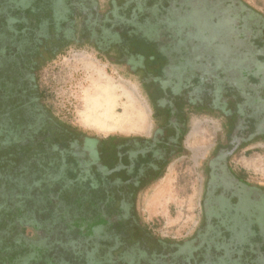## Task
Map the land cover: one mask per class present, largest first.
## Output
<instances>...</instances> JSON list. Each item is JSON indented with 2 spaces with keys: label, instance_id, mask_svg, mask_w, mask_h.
<instances>
[{
  "label": "flooded vegetation",
  "instance_id": "1",
  "mask_svg": "<svg viewBox=\"0 0 264 264\" xmlns=\"http://www.w3.org/2000/svg\"><path fill=\"white\" fill-rule=\"evenodd\" d=\"M238 1L203 7L223 34L229 18L214 12L223 3L246 38ZM157 2L0 0V264H264V187L231 162L264 143V117L245 110L264 111L241 94L231 107L224 51L193 43L195 6L182 19L186 36L176 23L143 24ZM86 45L140 77L156 120L150 135L90 137L49 105L42 72ZM204 112L225 118L228 136L206 165L201 223L184 240L157 237L137 212L139 194L185 153L190 118ZM237 127L251 134L235 140Z\"/></svg>",
  "mask_w": 264,
  "mask_h": 264
},
{
  "label": "rangeland",
  "instance_id": "2",
  "mask_svg": "<svg viewBox=\"0 0 264 264\" xmlns=\"http://www.w3.org/2000/svg\"><path fill=\"white\" fill-rule=\"evenodd\" d=\"M99 1L106 9L111 0ZM219 1L210 0L209 4H218ZM240 2L264 17V0ZM191 3L196 7L193 11L195 13L192 26H196L197 40L193 38V43L204 47L210 44L215 54L224 51L230 86L237 87L239 82L244 81L241 74L248 72L256 77L257 81L249 82L246 78L245 85L264 96V83L259 75L264 74V61H259V53L255 48L259 35L251 24L253 20L246 18L243 25L246 38H242L238 35L240 23L232 17L233 12L227 10L223 3L218 8L216 4L215 14L229 18L225 32L221 34L219 28L210 23L212 14L207 7H203L204 0H192ZM10 5V1L5 2L6 9ZM236 7L239 9V5ZM190 12L186 5H182L175 12L178 21L175 25L182 27L183 35L189 33V28L182 30L184 26L189 25V21L182 19ZM41 85L54 112L64 122L87 136L101 139L148 136L155 128L153 107L140 77L134 74L129 66L113 63L106 55L89 45L84 48L72 46L64 56L47 65L41 74ZM109 106L118 115L127 112L133 126L127 127V124H123L120 127H108L107 124L101 125L94 121L97 117V107L100 111L103 109L102 113H107L104 111H108ZM259 108L264 111V101L259 104ZM249 112L257 120L264 117L259 110ZM225 122V118L215 113L193 114L184 141L185 153L171 163L160 180L139 194L137 212L142 222L157 237L180 241L191 237L199 227L206 165L218 143L226 140L228 136ZM240 129L237 127L234 130L235 140L251 134L249 131L241 132ZM246 151L247 155L245 151L241 154L239 152L231 162L237 168H244L252 183L264 187V143H256Z\"/></svg>",
  "mask_w": 264,
  "mask_h": 264
},
{
  "label": "trees",
  "instance_id": "3",
  "mask_svg": "<svg viewBox=\"0 0 264 264\" xmlns=\"http://www.w3.org/2000/svg\"><path fill=\"white\" fill-rule=\"evenodd\" d=\"M181 1H183V3ZM191 1L192 0H158V2L154 5V8L156 10H158L156 12V15H154L150 19L149 18L145 19V18H142V16H141V18L143 20L142 22H143V24H152V23H154L157 26H171V25H174L175 23H177L176 17H175L176 9L182 7V5H186L187 7H190L191 4H192ZM199 1H203V0H199ZM209 1L210 0H204V6H206V5L209 6L210 5ZM232 1L233 0H230V2H232ZM238 2H239V8L242 9L245 12L246 18L252 19V20H255V19L258 20L259 19L261 22H259V21L258 22L260 23L261 27L264 28V17L260 13L256 12L253 8L248 6L247 4H244L243 2H240V1H238ZM258 22H256V24H258ZM171 30H173V29H168L167 33L171 32ZM162 31H164V30H162ZM133 40L134 41H139L140 39L137 40L136 38H134ZM260 40L261 41L258 40L256 42L257 46H259L260 44H261V46H264V36L261 37ZM140 42L142 43V45L144 47L148 46V44L145 42V40L144 41L140 40ZM258 42H259V44H258ZM141 51H144V50H141ZM246 73H247V76L243 77V79H244L243 82L244 83H245V81L247 79L249 80V82L250 81L253 82L254 80L257 81L256 77H254L251 73L250 74H248V72H246ZM259 75H260V79L264 83V74L260 73ZM240 94L242 96L244 95L243 96V98H244L243 101H246L245 103H247L248 105L261 104L262 101H264V96H262V95L260 96L258 94V91L254 90V88L251 89V87L247 88V86H246L245 89L239 90V89H237V87L234 88V86H230L229 89H228V95L230 97V101L231 102H229V103H230V105H231V107L233 109H238L241 106V102H239V98H238ZM245 112L248 113L249 111L245 110ZM242 113H244V112H242ZM249 114H250V112H249Z\"/></svg>",
  "mask_w": 264,
  "mask_h": 264
},
{
  "label": "bare ground",
  "instance_id": "4",
  "mask_svg": "<svg viewBox=\"0 0 264 264\" xmlns=\"http://www.w3.org/2000/svg\"><path fill=\"white\" fill-rule=\"evenodd\" d=\"M107 110L108 111H104L107 113H102L103 109H101V111H100V108L97 107V109H96L97 117L94 119V121H97L101 125L107 124L108 127H120L123 124H125V125L127 124V127L133 126V122L130 119V117L128 116L127 112H125L124 114L118 115V114H116V111H114L112 108H110V106H109V108H107Z\"/></svg>",
  "mask_w": 264,
  "mask_h": 264
}]
</instances>
